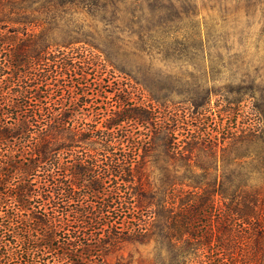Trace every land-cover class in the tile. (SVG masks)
<instances>
[{"label":"trees","instance_id":"obj_1","mask_svg":"<svg viewBox=\"0 0 264 264\" xmlns=\"http://www.w3.org/2000/svg\"><path fill=\"white\" fill-rule=\"evenodd\" d=\"M75 2L0 0V264H110L125 244L145 264H264V121L108 89V60L57 38Z\"/></svg>","mask_w":264,"mask_h":264},{"label":"rangeland","instance_id":"obj_2","mask_svg":"<svg viewBox=\"0 0 264 264\" xmlns=\"http://www.w3.org/2000/svg\"><path fill=\"white\" fill-rule=\"evenodd\" d=\"M64 9L57 38L77 37L74 46L85 41L106 58L108 89L151 99L166 117L201 104L216 120L256 112L264 121V0H76ZM150 251L125 244L107 260L145 264Z\"/></svg>","mask_w":264,"mask_h":264}]
</instances>
